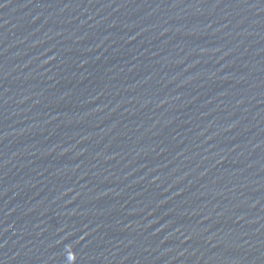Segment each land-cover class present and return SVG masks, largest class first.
Here are the masks:
<instances>
[{
	"label": "water",
	"instance_id": "1",
	"mask_svg": "<svg viewBox=\"0 0 264 264\" xmlns=\"http://www.w3.org/2000/svg\"><path fill=\"white\" fill-rule=\"evenodd\" d=\"M0 264H264V0H0Z\"/></svg>",
	"mask_w": 264,
	"mask_h": 264
}]
</instances>
